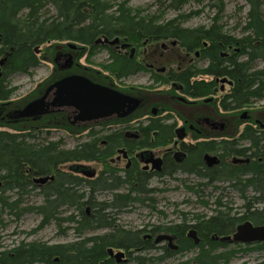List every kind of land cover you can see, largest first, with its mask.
I'll return each instance as SVG.
<instances>
[{"label":"trees","instance_id":"1","mask_svg":"<svg viewBox=\"0 0 264 264\" xmlns=\"http://www.w3.org/2000/svg\"><path fill=\"white\" fill-rule=\"evenodd\" d=\"M203 3L202 0H193ZM211 11L216 10V15L211 25L189 29L182 23L187 19L199 15L201 12L193 11L191 14H182L171 21L160 22L164 13L171 10L180 12L192 0H155V12L148 13L142 8L133 11L125 3L117 5L114 10L113 3L107 0H0V60L6 57L7 62L3 67L0 79V102L11 101L16 92L8 81L13 75H32L34 69L40 66V58L35 48L59 41H70L88 45L94 49V43L100 37L115 39L118 36L127 37L133 43H140L152 37L168 39L180 38L188 40L191 45L200 43L205 39L213 46L209 49L212 62L209 68L197 69V74L208 73L214 78L229 77L233 87L229 95L225 96L220 106L225 111L240 110L253 104L264 102V67H257V62L264 64V0H245L248 12L245 23L242 25V38L225 33L224 27L218 19L225 13L223 0H207ZM54 8L56 14L51 15ZM114 10V11H113ZM113 11V12H111ZM234 46L239 48L233 58L223 59L224 47ZM114 57V55L112 54ZM116 58V57H115ZM116 64L110 71L118 75V79L139 70L134 62L122 56L117 57ZM129 70V73L127 71ZM187 89L192 95L204 97L208 94L206 85L197 82L190 83ZM42 131L30 129L23 133H10L0 131V205L2 210H7L10 215L17 218L23 212H33L42 217L41 227L51 222L62 225V221L75 224L76 234L83 237L86 232H93L98 228L100 221L107 219V208L112 211L125 209L137 199H147L146 195L138 196L136 192L128 195V202L122 195L115 196L109 202L93 204L90 180L59 171L61 165L70 163L92 162L104 160L107 152H100L95 147L85 143H77L74 148H64V140L58 142L42 140L37 137ZM49 133L46 134L48 138ZM251 145L250 148H239L240 143ZM236 147V149H235ZM228 155H241L243 151H255L256 157L264 159V135L257 130H245L237 145H226ZM223 175L229 176V184L239 191L242 200L243 213L231 215L229 212L223 216L213 217L208 223L207 230L211 233L224 234L221 225L225 223L228 230L236 225L250 221L254 226H264V162L254 163L242 168L224 166ZM53 175L55 180L46 187L36 184L34 179ZM115 173L110 178V185H116ZM210 176V175H208ZM88 190L85 192L82 188ZM29 188L40 192L43 203L39 207L20 208L24 201L23 196L29 194ZM194 188H196L194 186ZM191 187V189H194ZM8 190L16 191L19 199L11 202L5 197ZM197 195L200 191L195 192ZM135 197H132V195ZM152 199V198H151ZM126 202V203H124ZM124 203V204H123ZM67 206L78 212V215L60 218V210ZM88 207L99 208L103 217L88 216ZM219 207V206H218ZM227 207H229L227 205ZM116 235L86 237L73 244L46 246L41 243H21L20 246L10 251L0 252V264H100L110 261L106 250L108 247L124 245L128 248H137L139 239L136 234L116 230ZM223 232V233H222ZM230 233V232H229ZM262 253L264 264V242L257 244L236 245L229 250L204 249L197 251L190 260L180 264H230L238 255H247L250 252ZM190 252V251H189ZM161 254L146 258L144 256H130L132 264H163L181 254Z\"/></svg>","mask_w":264,"mask_h":264},{"label":"flooded vegetation","instance_id":"2","mask_svg":"<svg viewBox=\"0 0 264 264\" xmlns=\"http://www.w3.org/2000/svg\"><path fill=\"white\" fill-rule=\"evenodd\" d=\"M118 37L120 41L115 45L97 43V41L94 43V49L87 45L88 54L96 55L98 50H104L110 57L111 65L116 64L115 59L122 56L128 59V62H134L141 71L120 79L112 72L109 76L88 75V72H82V70L80 74H73L69 71L76 68V62L73 61L74 57L67 53L59 59V62L62 60L64 62L60 65V70L66 72V75L48 87L66 77L79 75L97 86L122 92L137 99L140 106L133 111V114L122 118L114 115L101 120L75 122L74 108H57L47 114V118L53 120L51 124L54 123L55 127L50 124L37 128L42 132L51 130L58 132V130H65L63 128L68 126L73 136H76L75 131L83 129L84 134L76 137L77 143L89 144L100 152H107L108 155L104 158L106 164L102 166V169L97 168L99 171L83 163L100 164L104 160L73 163L69 167L70 172L91 181L92 201L93 204H102L99 208L118 195L124 196L129 203L128 195L131 192H136L138 196L145 192L144 197H148L130 202L132 204L130 206L138 205L149 211L148 216L142 217L146 221L142 222L144 224L138 229L124 227L120 220L124 209L117 208L112 211L111 208H107L108 210L104 212L107 219L100 221L98 228L92 233L97 231L102 232L104 234L102 236L107 234L113 236V234L116 235V230H122L136 234L140 243L137 248L127 249L124 245L108 247L106 254L109 249H113L114 254L123 253L124 257L117 263V260L108 254L110 261L100 264H132L130 261L132 254L139 256L152 252L160 256L166 253L182 252L180 254L182 255L194 250L219 248L225 251L236 245H247L248 243L234 244L229 240L224 241L225 237L233 236L241 224L229 231L227 225L222 223L220 227L225 229L224 234H218L207 230V222L227 212L231 215L237 214L233 211L228 193L232 191L239 197L241 195L229 184L230 177L223 175L224 166L242 168L257 161L264 162L262 156L256 157L255 151H243L239 156L233 154L230 156L225 150L228 144L230 147L235 143L237 145V139L245 130H257L264 135V108L230 111L221 108L220 103L225 96L229 95L233 81L229 77L214 78L208 73L197 74V69L209 68L212 62V56L208 50L213 44L207 39L193 46L185 38L181 40L179 37L172 39L152 37L143 40L140 48L136 46L138 43L129 41L127 37ZM223 47L222 58L226 60L233 58L234 53L239 51V48L236 49L234 46ZM69 59L71 63L67 62ZM137 77L147 80V86L118 88L120 82ZM223 79H228L232 84H223L221 82ZM197 82L206 85L207 96L196 97L189 92L188 84L194 85ZM44 94L45 92L42 96ZM3 106L0 105V109ZM232 111L233 115L229 116L227 113ZM15 112V110L11 113L0 112V120L9 121L10 118L21 121L23 124L33 122L40 125L46 122L44 116L17 119L14 118ZM243 113H246L245 118L241 117ZM58 118L59 121L55 122ZM237 120L246 121L242 129H239ZM81 136L84 137V141H79ZM250 147L251 145L245 142L240 143L239 146L241 151ZM63 166L61 165L58 170L60 171ZM88 169L95 172L92 178L82 173ZM114 173L117 178L116 185L109 187L112 184L108 177ZM54 180H49L48 183L40 186L46 187ZM171 183L182 186L195 201H192L191 197H185L163 202L164 199L159 195L166 192L168 188H176L171 186ZM197 191L201 193L197 195L195 193ZM108 197L110 200H105ZM132 197L135 195L133 194ZM162 203L165 206L167 203L172 206L173 212L169 214L166 207H160ZM182 206L197 207L202 210L187 212L181 210ZM99 208L88 207L87 215L96 216L98 219L103 217L104 213L98 215ZM64 210L71 209L65 206ZM192 232L196 233L194 238L190 237ZM162 236L168 238L157 242L156 240ZM256 253L261 255L258 264H262V253L259 251Z\"/></svg>","mask_w":264,"mask_h":264},{"label":"rangeland","instance_id":"3","mask_svg":"<svg viewBox=\"0 0 264 264\" xmlns=\"http://www.w3.org/2000/svg\"><path fill=\"white\" fill-rule=\"evenodd\" d=\"M110 3H113V6L115 7L114 10L117 8V5L121 3H125L129 8H131L133 11H139L142 8L146 9L148 13L150 11L155 12L157 10V7H155V0H107ZM225 2V13L218 19V22L221 26L224 27L225 33H228L234 37H241L242 38V25L245 23V17L248 12L247 3L245 0H223ZM203 3H197L192 0L188 5L184 6V8L180 12H176L171 10L170 12L164 13V17L161 18L160 22H168L172 19L182 15V14H191L193 11H199L201 12L197 16H193L189 19H187L182 24L189 28H199V27H208L212 23V19L216 15V10L211 11L212 9L209 8V1L202 0ZM51 9V8H50ZM113 10V11H114ZM111 11V12H113ZM56 14V11L54 8L51 9V15ZM69 44H73L76 46V49H71ZM136 46L140 47L142 46V42L138 43ZM88 46H83L80 43H74V42H59L54 41L47 43L40 47V66L37 69H34L32 72V75H13L8 83L12 88H16V92L13 95V98L11 101L3 102L0 105H4L3 108L0 109V112L6 111V113H11L18 110H23L25 106L33 101L35 99H38L42 96V94L45 92L47 87L55 82L60 77L66 75V72H61L60 65H63V60L59 62V59H61V56H64L65 54H71L76 63V68L70 69L72 71H69L73 74L82 73V72H88V75H103V76H109V74H112L110 71V68H112V65L110 63V57H108V53H106L104 50H98L96 55H93L91 53L88 54ZM88 55V56H87ZM257 67H264L263 61L257 62ZM73 68V67H72ZM82 70V72H81ZM148 81L144 78H131L130 80H126L123 82H120L118 85V88H130V87H142L147 86ZM264 108V102L253 104L251 107H246L244 109H262ZM243 110V109H242ZM241 112V111H240ZM233 111L230 113H227L230 115H233ZM237 114V113H235ZM45 117V123L43 122L40 124L35 123H28L23 124L21 121H15L9 118V121H3L0 120V131H8L10 133H23L30 129H36L38 127H42L45 125H50L53 120H49L47 116ZM47 119V120H46ZM233 119V118H232ZM234 120V119H233ZM51 121V122H50ZM56 121H59V118ZM245 120H237V124L240 125L239 129L243 128V124H245ZM50 126L55 127L54 123ZM47 127V126H46ZM65 130H58V132L51 130L49 131H43V133H40L42 135L37 137L38 142H42V140H50V141H56L62 139L64 140V148L67 150H70L72 147H74L75 144H77L78 139L76 137L84 134L83 129H80V131H75L74 133L76 136H73L70 134V128L67 126L63 128ZM49 133L48 138H46V134ZM86 133V132H85ZM84 137L81 136L79 141H84ZM84 165L90 166L91 168H99L102 169V166L106 164L105 160L103 163H83ZM73 165V162L70 164H66L63 167H61L62 171L70 174L69 167ZM98 170V169H97ZM99 171V170H98ZM73 173V172H72ZM171 186H176V188H168L166 192H163L159 197L163 198L165 202H168L169 200L172 201L174 199H183L185 197H191L192 201H195L194 197L189 196V194L185 191L182 186H177L173 183H171ZM85 192H88L87 189L84 187L82 188ZM29 194L24 195L22 200H24L20 204V208L23 210L25 208L29 207H39L43 203V197L40 194L39 191L33 190L29 188ZM211 189H209L210 191ZM211 192V191H210ZM5 197L8 198L11 202L19 199V194L14 190H8L4 193ZM2 195V194H0ZM230 197L229 201L231 202L233 211L237 214L243 213V203L238 194H235L232 191L228 193ZM105 200H110L108 197ZM227 201V200H226ZM160 207L167 208V211L170 213L173 212L172 206H170L168 203L161 204ZM65 208V207H64ZM64 208L60 210L62 213L60 215V218H67L69 216L78 215L77 212H75L73 209L65 211ZM3 207L0 205V252L2 251H10V249H14L18 246H20L21 243L25 244H31V242L35 243H41L46 246H52V245H63V244H73L74 242L81 241L82 239L86 237H95L96 235H104L102 232H86L83 237H80L78 234H76L74 230L75 224H71L67 221H62V225L59 226V224L55 222H51L49 225L41 227L40 224L42 222V217L38 216V214H35L33 212H23L19 218H17L14 215H10V213L7 210H2ZM182 211H201V208L197 207H184L181 208ZM149 212V211H148ZM145 209L140 208V206H128L126 209L122 211L123 214L120 216V220L122 221V224L124 227L130 226L133 229H138L141 227L144 223L145 218H142L143 216H148V213ZM196 250L190 253H184L182 255H177L173 257L171 260L165 261L163 264H180L181 262L185 260H190L193 258V256L196 254ZM116 255V253H115ZM141 256H144L146 258H150L152 256H158L157 254H153L152 252L141 254ZM236 260L232 261L231 264H258L259 260H261V255L257 254L256 252H250L247 253V255H238Z\"/></svg>","mask_w":264,"mask_h":264},{"label":"water","instance_id":"4","mask_svg":"<svg viewBox=\"0 0 264 264\" xmlns=\"http://www.w3.org/2000/svg\"><path fill=\"white\" fill-rule=\"evenodd\" d=\"M98 39L97 43L104 42V44L115 45L118 44L120 38L110 40ZM71 49H76V46L69 44ZM128 47V45H127ZM35 52L40 54V48H35ZM7 58H1L0 60V79L2 78V68L5 66ZM71 63V59L67 61ZM221 82L229 83L228 79H223ZM51 94L53 98L51 99ZM140 106V102L131 98L122 92H117L113 90L106 89L102 86H97L90 82L89 80L77 75L69 76L65 79L57 81L54 85L48 87L45 91L44 96L35 99V101L27 104L23 110H18L15 112V117L17 119L25 118H36L39 116H47V114L52 113L57 108H74L75 110V122H86L90 120H101L106 118H111V116L118 115L120 118L129 116L133 114ZM242 118L246 117V113H243ZM84 176L92 178L95 175L93 170L88 169L82 172ZM49 180H54L53 175L47 177H39V179H34L36 184L44 185L49 182ZM2 183L0 182V187ZM195 232H192L190 237H195ZM168 237H160L157 242L161 239ZM225 240L236 243H248L256 244L257 242H264V226H254L250 221H246L238 226L233 236L225 237ZM108 254L113 257L118 262H121L123 253L114 254L113 249H109Z\"/></svg>","mask_w":264,"mask_h":264}]
</instances>
